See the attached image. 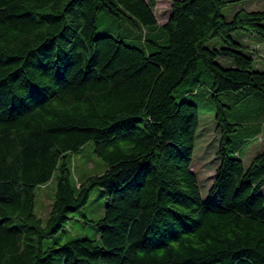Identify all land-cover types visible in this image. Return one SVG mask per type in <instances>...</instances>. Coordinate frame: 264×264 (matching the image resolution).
Instances as JSON below:
<instances>
[{
	"label": "trees",
	"instance_id": "obj_1",
	"mask_svg": "<svg viewBox=\"0 0 264 264\" xmlns=\"http://www.w3.org/2000/svg\"><path fill=\"white\" fill-rule=\"evenodd\" d=\"M239 1L171 0L159 25L154 0H0V264H264V150L245 166L236 147L264 128V8L227 19ZM101 8L147 45L97 35ZM199 62L220 132L211 201L192 169L198 107L172 94ZM221 96L255 107L230 119ZM87 141L106 167L73 184L65 157ZM55 172L43 221L35 190ZM95 186L100 244L42 249Z\"/></svg>",
	"mask_w": 264,
	"mask_h": 264
},
{
	"label": "rangeland",
	"instance_id": "obj_2",
	"mask_svg": "<svg viewBox=\"0 0 264 264\" xmlns=\"http://www.w3.org/2000/svg\"><path fill=\"white\" fill-rule=\"evenodd\" d=\"M154 16L156 22L160 25L167 20L170 11L171 0H154ZM245 8L248 10L264 8V0H240L237 3L226 5L222 12L229 19L236 9ZM97 35L110 34L120 37L129 45L145 47L143 37L145 35L150 39L149 34L141 32L127 24H121L113 15L108 13L106 9L101 8L96 14V30ZM151 34L150 36H152ZM156 35H160L156 32ZM245 32L237 29L231 33L234 41L245 46L243 50L249 52L252 46H255V41L242 42ZM256 68L264 70V41H259L256 46L254 55ZM199 69L181 81L173 90V96L176 101L186 100L194 103L199 111V123L195 132L194 148L192 152V169L197 178V182L201 191L202 198L205 200H213L216 198V193L209 191L214 177L215 168L218 165V157L216 155L220 132L216 128L215 111L210 97L208 86L210 81H206L198 86V79L207 80L199 70L203 68L209 76L211 75L204 69L201 63H198ZM198 73V74H197ZM195 76L197 80L192 83L191 77ZM221 101L226 104V113L230 119H237L240 112L248 109L253 110L254 102L248 106H243V102L234 103L233 97L221 96ZM233 117V118H232ZM254 120L247 122L248 126H252ZM261 136L251 138L249 143L240 141L236 147L239 151L244 152L243 163L248 165L251 158L256 152L264 150V128L261 131ZM232 137V136H231ZM238 140L237 138H235ZM249 144V145H247ZM65 162L70 169L71 181L76 183L90 175L101 173L106 167L105 162L94 152V144L92 141H87L77 151L68 153L65 157ZM56 172L53 173L50 180L35 190V206L34 213L45 221L50 208L51 201L54 195ZM264 192V188H263ZM106 203V198L103 190L100 187L91 188L87 201L71 214V218L67 221L65 227L61 228L56 233L41 240V248L45 249L53 245L63 244L70 240L90 239L95 244H100L99 220L103 216V209Z\"/></svg>",
	"mask_w": 264,
	"mask_h": 264
}]
</instances>
